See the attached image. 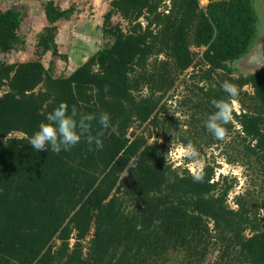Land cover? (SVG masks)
Segmentation results:
<instances>
[{"label": "trees", "instance_id": "obj_1", "mask_svg": "<svg viewBox=\"0 0 264 264\" xmlns=\"http://www.w3.org/2000/svg\"><path fill=\"white\" fill-rule=\"evenodd\" d=\"M37 2L36 58L0 62V264H264V69L231 67L256 39L253 1L113 0L103 46L68 76L55 73L56 59L73 62L57 38L77 7ZM27 15L0 2V56L26 47ZM224 81L238 86L237 97L222 91ZM213 99L240 107L223 141L204 127ZM61 102L109 114L108 129L92 122L102 148L82 139L58 155L33 150L30 137ZM189 142L199 152L222 146L228 164L255 177L257 193L238 195L232 209L235 180H215L214 165L195 181L167 163L171 145Z\"/></svg>", "mask_w": 264, "mask_h": 264}, {"label": "rangeland", "instance_id": "obj_2", "mask_svg": "<svg viewBox=\"0 0 264 264\" xmlns=\"http://www.w3.org/2000/svg\"><path fill=\"white\" fill-rule=\"evenodd\" d=\"M0 2L3 5H5L6 8L19 7L22 5L25 7L28 13L22 25V34L26 38V47L22 51L18 50L16 52L9 53L5 56L1 55L0 62H7L11 64V63H18V62L35 59L36 57L34 56V49L37 41V36L39 35V33L43 28V22H42V18L44 14L43 8L37 2V0H0ZM200 5L201 7H205L207 3L205 0H200ZM92 9L93 6L92 7L91 5L87 6L89 15H93L91 12ZM113 22L119 23L120 19L115 17L113 19ZM78 29L80 28L78 27L76 28V30L74 29V33H77ZM69 34L70 35H67V37L64 35L58 36V41H61L63 45H65V47L68 49L67 51L69 53L70 60H72L73 53L70 52V47L73 46L74 43H76L77 41L74 40L70 41V37L73 34L71 32ZM65 39H66V43H65ZM203 50L204 49L196 50V51L199 53V55H201V52ZM50 60L51 58L49 54L43 59V63L46 68L48 67ZM56 61L57 62H56L55 73L57 76H68L77 67V65L75 64L73 65V62L71 63L72 65L71 64L65 65V62L60 58L56 59ZM238 73L243 75L249 74L246 72L242 73L240 71ZM246 90L251 91L248 88H246ZM174 93H175L174 100H172L174 104L172 105V109L169 111L168 114L172 115L173 113H175L173 118L178 119L181 116V113L179 111H176L175 102L179 101L183 97V87L180 85V83L177 84ZM233 109L235 112L240 113V107L238 103L236 102L233 103ZM185 119L186 118L184 116L181 117V120H185ZM140 131L141 130H139L138 132ZM15 136H18V134ZM172 147L174 149L177 147L185 148L184 146L181 145H172ZM195 151L197 153L195 160L202 162V167L199 169V172L202 171V169L207 164H210V165H214L215 167V172H216L215 180H218L221 177H228L229 183L235 180V187L231 191L228 197V205L232 209L237 208L235 205V198L238 195H243L250 192L257 193L259 187H257L258 182L255 180V177H253L251 175V172L245 169V167H242L241 165L228 164L225 156L222 154L224 151L222 146H220L218 149L217 147H212L206 149L204 152H199L197 150ZM168 162L172 164L174 168L181 167L182 169H188L190 173L193 175L196 173L197 167L195 162L189 159L187 156H180L178 159H173L171 157H168Z\"/></svg>", "mask_w": 264, "mask_h": 264}, {"label": "clouds", "instance_id": "obj_3", "mask_svg": "<svg viewBox=\"0 0 264 264\" xmlns=\"http://www.w3.org/2000/svg\"><path fill=\"white\" fill-rule=\"evenodd\" d=\"M221 89L229 98H235L239 95L238 86L229 81H224L221 84ZM211 104L215 111L208 115L204 121V127L215 140L223 141L226 137L224 125L229 124L233 119V105L224 100L216 99H213ZM94 119L101 129L109 128L110 116L108 113L102 112L98 117L92 114H81L77 112L74 106L69 111L68 105L61 102L47 114V122L41 123L38 130L32 134L29 139V145L36 152L48 151L58 155L61 151H70L84 139L90 150H92L93 145L96 149H100L103 146L100 139L103 133L101 131L95 135L92 134L91 129ZM180 156H187L195 162L197 170L193 179L200 181L202 176L199 169L202 167V162L195 160L197 153L190 142L185 148L177 147L174 149L171 145L166 157L178 159Z\"/></svg>", "mask_w": 264, "mask_h": 264}, {"label": "crops", "instance_id": "obj_4", "mask_svg": "<svg viewBox=\"0 0 264 264\" xmlns=\"http://www.w3.org/2000/svg\"><path fill=\"white\" fill-rule=\"evenodd\" d=\"M112 1L113 0H55L62 10L68 9L71 5L77 7L73 20L66 23L64 22L58 34V36L64 35L67 37L71 32L73 34L72 36L75 38L70 37V41L72 39L77 41L73 45V52H71L73 53V65L75 64L78 67L79 64L85 63L90 56L95 54L103 46L104 42H102L103 36L101 28L103 18L109 11L110 2ZM205 1L207 2V0ZM88 5H91V7L93 6L91 10L93 15H89L87 10ZM78 27L80 29H78L77 33H74V29L76 30ZM57 44L61 47L63 46V43L58 41V38Z\"/></svg>", "mask_w": 264, "mask_h": 264}, {"label": "water", "instance_id": "obj_5", "mask_svg": "<svg viewBox=\"0 0 264 264\" xmlns=\"http://www.w3.org/2000/svg\"><path fill=\"white\" fill-rule=\"evenodd\" d=\"M252 1L258 18L257 36L248 53L231 64L232 69L249 74H254L264 69V0ZM136 165L137 163L134 161L130 165L129 171L133 170ZM129 171H127L123 176V181L126 183L131 182L129 178Z\"/></svg>", "mask_w": 264, "mask_h": 264}, {"label": "built area", "instance_id": "obj_6", "mask_svg": "<svg viewBox=\"0 0 264 264\" xmlns=\"http://www.w3.org/2000/svg\"><path fill=\"white\" fill-rule=\"evenodd\" d=\"M207 3V2H206Z\"/></svg>", "mask_w": 264, "mask_h": 264}]
</instances>
